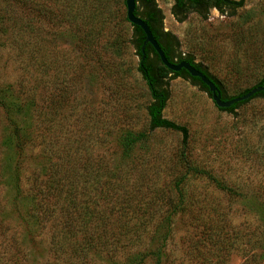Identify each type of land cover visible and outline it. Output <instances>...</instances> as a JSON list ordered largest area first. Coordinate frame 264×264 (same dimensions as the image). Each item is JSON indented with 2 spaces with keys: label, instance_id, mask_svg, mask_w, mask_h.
I'll list each match as a JSON object with an SVG mask.
<instances>
[{
  "label": "rangeland",
  "instance_id": "1",
  "mask_svg": "<svg viewBox=\"0 0 264 264\" xmlns=\"http://www.w3.org/2000/svg\"><path fill=\"white\" fill-rule=\"evenodd\" d=\"M97 1L0 0V90L7 100L23 88L35 96L32 107L17 117L8 116L0 105V169L5 159H16L11 120L19 126L26 122L23 184L46 145L73 152L79 143L84 151L76 165L97 170L100 163L117 162L119 133L147 129L148 98L131 45L124 47L119 63L142 89L133 92L132 100L114 96L110 88L87 78L92 66L86 64L79 42ZM123 1L110 0L118 13L114 33L127 40L131 30L123 21ZM154 1L164 32L177 38L181 54L191 56L221 83L227 98L264 78V0H229L240 6L226 9L224 15L210 9L206 20L190 12L184 21L172 15V0ZM8 90L12 92H4ZM19 104L27 106L23 99ZM163 117L187 129L190 160L233 191L221 193L204 178L185 185L186 211L173 223L165 264H264L259 241L264 232V99H253L228 114L190 81L176 78ZM181 141L179 134L155 131L124 170L131 182L142 183L148 196L154 189L169 190ZM10 199L11 191L0 180V204ZM155 218L148 236L157 228ZM53 233L49 225L39 233L44 251ZM96 264H108L107 259Z\"/></svg>",
  "mask_w": 264,
  "mask_h": 264
},
{
  "label": "trees",
  "instance_id": "2",
  "mask_svg": "<svg viewBox=\"0 0 264 264\" xmlns=\"http://www.w3.org/2000/svg\"><path fill=\"white\" fill-rule=\"evenodd\" d=\"M172 1V15L179 21H184L190 12L206 20L210 9L224 15L226 9L240 6L229 0ZM97 2L98 7L88 17L86 32L79 42L86 53V64L92 66L87 78L93 84L110 88L114 96L117 93L119 98L132 100L133 92L139 94L142 89L132 80L129 70L119 63L124 47L131 45L138 57L136 72L148 98L145 107L147 129L119 133L115 139L117 162L109 166L102 161L97 170L76 165L84 151L77 146L79 143L73 152L46 145L48 149L40 155L36 162L39 164L35 165L26 184H23L21 168L26 159L23 144L28 141V134L24 133L26 122L19 126L11 120L18 149L14 150L16 159H5L0 169L1 184L11 191L9 202L0 204V264H96L103 257L108 264H165V251L172 237L173 223L186 211L185 185L191 179L204 178L221 193H233L210 172L190 160L187 154V129L163 117L170 99L172 80H188L211 99L205 85L197 78H190L184 70L178 73L167 70L152 47L144 44L142 30L128 23L126 13L123 21L129 24L131 36L127 40H120L114 33L117 11L111 8L110 0ZM135 2L134 15L146 23L165 58L173 64L186 62L202 72L216 85L222 100H231L253 88L264 87V78L259 79L252 88L236 97L227 98L221 83L200 64H196L191 56L181 54L177 38L170 32H164L163 17L155 1ZM123 8L126 11L125 0ZM71 74L68 81L72 85L75 83L73 70ZM256 98L264 99V92L228 109L218 110L232 114ZM20 99L26 101L27 106L19 104ZM34 103L35 96L25 88L18 90V95L9 100L0 90V105L8 116L17 117L26 113ZM155 131L179 134L182 141L177 157L178 169L170 189H154L148 196L142 183L131 182V175L124 170L135 151L145 148ZM55 157L56 161H53ZM154 218L158 219L157 228L148 236L147 228ZM47 225L53 228L54 233L50 236L49 247L44 251L38 237ZM260 236L264 255V232Z\"/></svg>",
  "mask_w": 264,
  "mask_h": 264
},
{
  "label": "water",
  "instance_id": "3",
  "mask_svg": "<svg viewBox=\"0 0 264 264\" xmlns=\"http://www.w3.org/2000/svg\"><path fill=\"white\" fill-rule=\"evenodd\" d=\"M125 7H126V19L128 23L142 30L145 36L144 44H149L152 47L154 52L157 54L161 64L167 70L171 71L172 73H178L181 70H184L187 72L190 78L199 79L201 83L204 84L205 87L207 88L212 102L218 109H228L234 104L249 100L250 98H252L255 94L259 92H264V87H256V88L251 89L248 93H246L243 96L233 98L227 101L222 100L220 91L218 90L216 85L209 78H207L202 72L194 69L190 64L186 62H181L179 64H173V63H170L165 58L160 46L155 41L146 23L143 20H141L139 17L134 15L135 8H136L135 0H125Z\"/></svg>",
  "mask_w": 264,
  "mask_h": 264
}]
</instances>
